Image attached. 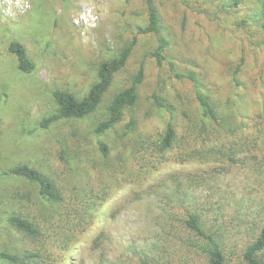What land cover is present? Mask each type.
Returning a JSON list of instances; mask_svg holds the SVG:
<instances>
[{
  "label": "rangeland",
  "instance_id": "rangeland-1",
  "mask_svg": "<svg viewBox=\"0 0 264 264\" xmlns=\"http://www.w3.org/2000/svg\"><path fill=\"white\" fill-rule=\"evenodd\" d=\"M154 2L160 34L140 33L149 25L145 0H0V252L42 250L53 264H203L183 225L198 212L219 234L226 264H245L264 227V0ZM136 38L95 113L43 126L58 110L56 91L83 98L101 64ZM13 41L27 48L34 72L19 70ZM142 68L137 105L98 134ZM198 92L218 122L203 117ZM169 124L178 142L160 155ZM20 164L54 180L66 202L3 176ZM13 216L35 222L42 243L15 229Z\"/></svg>",
  "mask_w": 264,
  "mask_h": 264
},
{
  "label": "trees",
  "instance_id": "trees-1",
  "mask_svg": "<svg viewBox=\"0 0 264 264\" xmlns=\"http://www.w3.org/2000/svg\"><path fill=\"white\" fill-rule=\"evenodd\" d=\"M149 12V25L140 31L142 34H160L161 18L154 0H145ZM243 0H234V5L238 7ZM264 12V6H263ZM137 44V38L115 59L105 61L101 64L98 71V80L93 84L90 91L83 98L78 97L71 91L58 90L54 93L58 110L50 118L46 119L43 126L60 120H81L95 113L100 107L107 92L114 83L115 76L122 71L128 64L134 48ZM166 42L160 41V47L156 52L159 63L163 60V53L166 49ZM9 51L17 57L19 70L23 73H32L36 70V63L30 58L27 48L18 41L10 43ZM179 78L190 79L197 83L194 75H179ZM144 79V68L141 69L133 85L120 91L112 100L108 107L107 117L99 123L97 127L98 134H104L114 129L123 121L125 112L133 108L138 102V85ZM197 100L202 111V115L209 121L218 122L219 115L217 108L210 97L202 92H198ZM1 137V132H0ZM178 142V134L173 124H169L166 132L159 143L156 144L158 154L165 155L174 149ZM102 150L106 154L107 146L102 144ZM3 176H15L23 178L36 184L40 195L47 200L55 203L64 204L66 202L64 192L57 186L56 182L49 178L40 170L20 164L5 171ZM10 224L18 231L24 233L33 242L42 243V232L39 226L21 216H13L9 220ZM183 225L187 232L195 240L191 245L192 251L201 257L203 264H226L223 245L220 242L219 234L213 229V224L203 218L201 213H190L183 220ZM264 252V227L254 243L249 245L244 254L245 264H264L261 254ZM52 253H45L42 250H27L20 254H13L8 251L0 252V260L10 264H53ZM149 258L141 260V264H152Z\"/></svg>",
  "mask_w": 264,
  "mask_h": 264
}]
</instances>
